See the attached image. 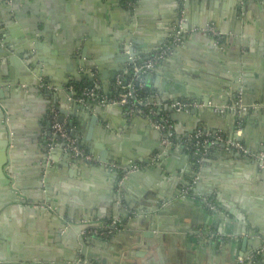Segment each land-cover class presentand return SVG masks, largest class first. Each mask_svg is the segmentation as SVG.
Returning <instances> with one entry per match:
<instances>
[{"label": "crops", "instance_id": "crops-1", "mask_svg": "<svg viewBox=\"0 0 264 264\" xmlns=\"http://www.w3.org/2000/svg\"><path fill=\"white\" fill-rule=\"evenodd\" d=\"M185 2L134 0L131 17L119 0H0V31L20 33L34 66L43 65L42 73L49 74L44 81L25 65L12 75L8 63L0 66V113L14 131L5 149L0 118V264H239V257L264 246V170L258 161L216 147L197 164L184 144L205 125L232 138L240 101L247 110L238 122V141L255 155L264 153V0ZM181 20L180 42L141 76V99L152 100L157 115L172 125V147L152 154L161 133L144 119L147 113L133 116L136 111L110 105L92 109L98 124L86 143L95 155L81 146L94 160L86 161L89 166L71 163L62 153L44 164L57 111L54 91L73 92L77 75L78 85L115 95L107 77L120 59L117 50L134 43L136 53L158 51ZM208 26L221 37L201 31ZM205 97L225 110L169 107ZM125 152L142 159L131 165L138 170L126 182L129 174L104 165L124 167ZM47 166L48 195L37 186ZM204 197L217 204L216 212L203 205ZM41 198L50 202L47 209L31 206ZM112 220L118 227L109 237L86 233ZM247 264H264V251Z\"/></svg>", "mask_w": 264, "mask_h": 264}, {"label": "water", "instance_id": "water-1", "mask_svg": "<svg viewBox=\"0 0 264 264\" xmlns=\"http://www.w3.org/2000/svg\"><path fill=\"white\" fill-rule=\"evenodd\" d=\"M190 0H186L185 3H189ZM129 13L131 14V17L135 16L136 14V10L134 7H130L128 8ZM133 21V20H132ZM9 35L11 37H9ZM20 35V33H18L15 29H8V31H0V66L5 63H8L11 67H10V72L11 75L13 73V69L15 68H19L23 65H25L27 68H29V71L31 69V71H33L35 73V75L37 77H41L42 75L45 77L44 81L47 80V78H49V74L42 73L44 67L43 65H39L36 64V67L34 66V62L32 60H30V57H28V53H29V49L27 45V42L23 43V40L18 39V36ZM135 47H134V43H128V45L123 46L122 48H120L119 50H117L118 52V56H120L119 60L116 61L115 65H113V69L114 72L112 73L111 76L107 77L108 82L111 85H114L115 89H116V94H120L122 92L119 91L120 87H126L127 83H128V77L131 76V74L133 73V67L136 63H141V61L143 60H147L149 59L156 51L157 49H154L151 53H147V52H139L136 53L135 51ZM126 51L128 53H126ZM122 54V56L120 55ZM26 55V56H25ZM117 56V53H116ZM22 60H25V62H22ZM29 60V61H28ZM37 62V61H36ZM40 61H38L37 63H39ZM86 63L81 61L79 63L80 66L87 68V65H85ZM103 65L101 63H96V70L99 71L100 75H101V80H106V75L104 70H102ZM38 69H40V71H38ZM119 73H123L125 74V76L123 78L118 79L117 76L119 75ZM74 81L77 82V87L73 92H69V91H54V95H53V99H52V107H54L57 111H58V122L62 123L64 121L67 122V126L71 127V136L74 137L77 140V143L79 145V147L85 145L88 149V151L95 155L94 150H92L88 144L86 143V140L88 141L91 137L92 134V130H93V126L97 125V119L99 118L98 116H96V114H94L92 112V109H95L96 112H100V111H106L110 105H102L99 102L95 101L92 104H87L83 105L82 103H79L78 101H76V97L78 96V82L80 81L77 75H74ZM87 78L86 80L88 81H93V77H89V74H86ZM148 79V77H147ZM120 80V84H117V81ZM37 81V84H40V82ZM1 83V82H0ZM109 86V85H108ZM58 89H63L62 86H57ZM150 88V84H147V91L145 93L149 92ZM125 91V88L124 90ZM205 102H211L210 98H203L202 99ZM150 102H152V100H145L143 101V103L141 104L142 106H145L147 104H149ZM212 103V102H211ZM214 104V103H213ZM97 107V108H96ZM117 107V106H115ZM123 112H126L129 110V106H123L121 107ZM196 113L197 112H204V110H210L212 112H209L211 114H213V107L212 108H195ZM237 109V113L239 111L238 108ZM100 110V111H98ZM95 112V111H94ZM189 112H194L192 110H190ZM208 112V111H207ZM208 113V114H209ZM0 118L2 121V124L4 126V129L2 131L3 135L5 136V142L3 144V146L6 148H9L11 146L12 143V138H13V134L14 131L10 125V121L8 119V117H6L5 112L0 113ZM243 114V113H242ZM242 114L240 116H237L235 118V124H234V128L232 130V138L236 139V140H240V138L238 136H236L237 133V128H238V122L239 119L242 118ZM69 116V117H68ZM133 116H144L142 114V112L139 110H137ZM104 117V115H103ZM147 123H151L152 119L150 117H146L144 118ZM76 125L77 128H73L72 127ZM153 127V126H152ZM202 128V127H201ZM210 129V127L208 125H205L204 127V131ZM85 134V135H84ZM160 134V132H159ZM50 135V141H46V145H45V150H44V155H43V163L44 164H51L52 162L56 161V156H59V154L62 153V156L65 155L64 157L67 158L69 160V162L71 163H77L79 165L81 164H91L89 162H86L84 159L81 158H74L72 156V153L69 150H65V141L60 139L57 135H53L52 132L50 131L49 133ZM160 139L161 136L159 138V145L157 148H155L154 150L150 149V151H152L151 153L153 154L154 151H157L158 153L162 154L166 151V149L164 148L163 145L160 144ZM85 142V144H84ZM125 157L123 156L120 160V163L124 166L123 168L129 169L131 168L132 164H135L136 162L142 161V159H139L137 156H132L130 154H128L127 152H125ZM151 154V155H152ZM107 159V158H105ZM103 159V160H105ZM55 160V161H54ZM102 160V161H103ZM5 165V164H4ZM89 166V165H88ZM7 165L5 166V170L6 172H11L10 169H7ZM48 170L49 167L47 166L44 167L42 169V171L40 172V175L38 177V188L41 189V191L46 192L48 195V188L46 187V176L48 174ZM45 171V173H44ZM136 175V173H131L129 174L124 182L128 181L130 178H133ZM131 180V179H130ZM29 201L31 200V198H28ZM47 204H50V202H48V200H45V198H41L38 200H33L32 199V205L34 208L36 209H45ZM52 205V204H51ZM47 209V208H46ZM49 211H52L51 209H48ZM61 233H63L64 231H62V229L60 230Z\"/></svg>", "mask_w": 264, "mask_h": 264}, {"label": "built area", "instance_id": "built-area-1", "mask_svg": "<svg viewBox=\"0 0 264 264\" xmlns=\"http://www.w3.org/2000/svg\"><path fill=\"white\" fill-rule=\"evenodd\" d=\"M123 2L128 7H134V0H119ZM185 2L186 0H180ZM202 32H209L217 37H221L220 33H217L211 26L201 29ZM182 34V20L179 22L178 28L175 29L171 39L165 42L160 49L152 55L149 59L145 60L143 63H136L133 67V73L131 74L130 81L127 83V86L124 87L125 91L120 94H115L113 96H106L99 94V92L93 86L80 85L78 86V96L76 100L80 103H83L87 100L97 101L102 105H121L129 106V112H135L137 110L144 111L147 113V116L151 117L152 124L154 127L159 130L161 133L160 144L164 146L165 149L172 147L174 142V133L172 125L166 118H160L157 115L156 108L147 104L141 107L143 100L139 97L138 92L142 93L144 84L142 81V74L152 69L155 65L160 63L165 57H167L173 51L174 47L180 42ZM120 80L117 81V84H120ZM75 85V89H76ZM69 88L73 89L74 86ZM239 114L247 110L246 106L240 104L238 101ZM169 107L175 111H184L191 108H202V107H213L216 112H223L225 106H213L210 102H200V101H187V100H176L169 103ZM70 129L67 126V122L62 123L58 122V112L53 111L51 118V132L53 135H57L60 139L65 141V150H69L72 153L74 158H81L85 161H92L93 158L88 154L84 149L79 147L77 140L71 136ZM185 147L194 156L197 164H200L203 159L210 153L213 148L219 147L224 150H234L242 155L251 156L258 161L259 167L264 170V153L260 152L254 154L250 152L246 147H244L238 140L229 138L222 134V132H210V131H198L193 135L187 137L184 141ZM94 161V160H93ZM108 169H122L125 174L134 173L138 170L137 165L131 166L129 169H124L121 165L112 162L104 164ZM188 189H191L189 187ZM203 205L210 211L216 212L218 210L217 204L209 197H204ZM50 208V207H49ZM117 221L112 220L109 223L101 227H95L89 229L86 233L90 235H96L100 237L107 238L115 230H117ZM212 237V234L209 236ZM264 251V246L255 251L253 254L248 255V257L243 258L239 257L237 260L239 264H247L248 260L254 259L261 252Z\"/></svg>", "mask_w": 264, "mask_h": 264}, {"label": "trees", "instance_id": "trees-1", "mask_svg": "<svg viewBox=\"0 0 264 264\" xmlns=\"http://www.w3.org/2000/svg\"><path fill=\"white\" fill-rule=\"evenodd\" d=\"M138 94H139V97H141V93H140V92H138Z\"/></svg>", "mask_w": 264, "mask_h": 264}]
</instances>
